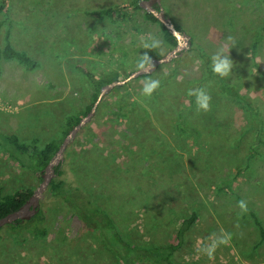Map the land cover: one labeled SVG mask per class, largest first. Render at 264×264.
Wrapping results in <instances>:
<instances>
[{"label":"rangeland","instance_id":"rangeland-1","mask_svg":"<svg viewBox=\"0 0 264 264\" xmlns=\"http://www.w3.org/2000/svg\"><path fill=\"white\" fill-rule=\"evenodd\" d=\"M137 1L0 0V48L7 32L13 48L38 62L28 69L0 57V133L35 139L39 147L51 138L62 141L65 116L84 117L99 91L76 66L124 80L145 52L159 58L172 49ZM156 6L189 36V46L125 82L133 86L130 122L115 106L123 83L101 97L62 152L67 183L90 189L111 221L85 229L59 207L48 185L39 198L45 236L27 231L15 242L3 230L0 264H121L107 244V226L116 227L124 245L165 246L191 212L196 219L171 255L175 263L264 264V242L249 215L264 228V0H159ZM106 8L109 15L93 14ZM147 33L160 36L163 47L144 49ZM221 47H232L229 78L212 72L211 57ZM202 77L211 95L208 112L187 92ZM148 78L161 87L140 100L136 92ZM1 137L0 196L35 189L41 179ZM241 200L248 208L243 214ZM132 256L136 264H151Z\"/></svg>","mask_w":264,"mask_h":264},{"label":"trees","instance_id":"trees-1","mask_svg":"<svg viewBox=\"0 0 264 264\" xmlns=\"http://www.w3.org/2000/svg\"><path fill=\"white\" fill-rule=\"evenodd\" d=\"M3 1L5 2V0ZM136 6L138 5L136 4ZM154 8L157 9L158 7L154 5ZM1 9L2 5H0V10ZM111 12V8H106L95 11L93 12V14L100 17L109 15ZM145 15L150 20L159 23V21L151 13L146 12ZM159 26L164 42L173 48L176 44L175 37L161 23H159ZM174 27L179 30L177 26L174 25ZM7 35L8 34L6 32L4 38L5 43L3 47L0 48V57L5 59H15L19 63L25 65V67H27L28 69L36 67L38 65V62L30 58L25 52L13 48L7 39ZM147 54L151 58H153V55L150 52H148ZM76 69L80 71L83 76L87 80H89L91 84L97 89L105 84L110 83L113 80L118 79L116 73H111L106 77H95L81 66H76ZM140 76L142 77L144 75ZM205 79L206 78L202 77L201 80H196L195 85L193 84V82L190 83L192 87H189V89L202 87L204 85ZM222 86L223 90H226L228 93H232L231 89L226 87L225 83ZM118 88L120 91L115 93L118 98L115 106L120 111L119 114L122 116V118L130 122L132 120L130 116L131 111L127 108L130 104V89L133 88V86L131 83L127 82L121 86H118ZM136 95L140 100L148 101L150 99L148 97L142 96L141 91L139 93L136 92ZM153 95H156V92H154ZM96 96L97 95L93 96L94 100ZM153 100L154 99L152 98V101ZM90 107L91 105L86 106V112H88ZM179 117L183 118V115H179ZM79 119L80 117L78 116H65V128L62 131V136H64L79 121ZM185 122L186 121H184V124ZM0 134L2 135L1 140H3L1 141V144L7 146L6 148L18 159L19 163L23 165L26 162V165H28V167L34 171L35 175L39 179H41L40 173L42 169L53 157L61 141V139L51 138L48 141H45L42 146L39 147L36 145L35 139L31 140L29 143H26L19 141L13 134ZM64 165L65 162L60 161L53 168L55 175L52 177L49 183V185L52 187V197L59 201V207H62L66 211H70L76 214L81 219L83 227L88 230L99 229L98 223L102 218H105L108 221L107 223H109L111 220L107 218L106 213H104V211L101 210L98 205L92 202V199H94L95 197L93 198V196L91 195L90 189H83L80 186L71 187V185L67 183ZM33 190L34 189L32 187L26 186L23 188H19L12 193H7L0 196V217L17 209L21 204L25 202V200L29 197ZM43 211L44 210H42V208L39 209L35 215L23 222H21L20 220H15L12 223L6 224L0 227V232H3V230L8 231V235H10L12 237V241L15 242L19 241L18 238L27 231L35 234V236L44 237L48 227L45 223ZM249 215L252 218L254 226L258 230L260 241L264 242L263 226L260 224L259 220L252 212H250ZM195 219V212H191L188 216L182 218L179 221V226L177 227L175 232V241L165 246H152L149 248H145L137 247L135 245H124L123 243H120L121 237L114 225L107 226L108 230L110 227V232L108 231L109 235H106V239L108 241L107 244H110L114 248L113 251L116 253L117 260L121 264H136L135 262L138 260V258H136V256H132V253L137 254V256L143 255V258H146L145 260H148L151 264H177L173 260H171V255L173 252L177 251L180 248L181 244L183 243L185 232L192 226ZM101 230L102 227L100 228V231ZM21 239H24V237H22Z\"/></svg>","mask_w":264,"mask_h":264},{"label":"water","instance_id":"water-1","mask_svg":"<svg viewBox=\"0 0 264 264\" xmlns=\"http://www.w3.org/2000/svg\"><path fill=\"white\" fill-rule=\"evenodd\" d=\"M158 1L159 0H138L137 5L138 7L144 9L146 12L151 13L159 21V23H161L175 37V46L168 52H166L163 56L159 58H151L152 66L146 65L142 70L137 68L136 70L130 72L126 79L113 80L110 83L105 84L99 88L98 94L88 112L84 117L80 118L79 121L66 133L61 143L59 144L57 151L42 169L40 173L41 181L38 186L32 191L25 202L21 204L17 209L0 217V227L12 223L15 220H20L21 222H23L25 220H28L38 212L39 198L44 189L49 185L52 177L55 175L53 168L62 160V152L65 146L68 144L76 130L86 121H88L90 116L93 114L97 103L104 94L109 92L111 88L125 83L128 79L151 73L157 65L167 62L171 58L179 55L184 49L189 46V36L185 32L177 30L170 18L164 15L160 7H158L157 9L153 7V5L157 4Z\"/></svg>","mask_w":264,"mask_h":264},{"label":"clouds","instance_id":"clouds-1","mask_svg":"<svg viewBox=\"0 0 264 264\" xmlns=\"http://www.w3.org/2000/svg\"><path fill=\"white\" fill-rule=\"evenodd\" d=\"M227 39L232 43L233 46H235L233 37L229 36ZM142 43L144 49L153 51L163 47V40L160 36L154 33H147ZM232 47L227 48L226 51L224 47H221L211 57L212 72L222 78H229L233 72L232 70L234 68V62L229 56V49ZM146 65L152 66V59L147 54V52L141 55V58L138 61V68L142 70ZM160 87L161 81L159 79L148 78L143 83L141 95L150 98ZM188 95L195 97L198 110H202L204 112L211 110V95L204 87L189 89ZM238 206L241 209L242 214L248 211L245 201H239Z\"/></svg>","mask_w":264,"mask_h":264},{"label":"flooded vegetation","instance_id":"flooded-vegetation-1","mask_svg":"<svg viewBox=\"0 0 264 264\" xmlns=\"http://www.w3.org/2000/svg\"><path fill=\"white\" fill-rule=\"evenodd\" d=\"M155 5H157V4H155ZM153 7H154V5H153Z\"/></svg>","mask_w":264,"mask_h":264}]
</instances>
